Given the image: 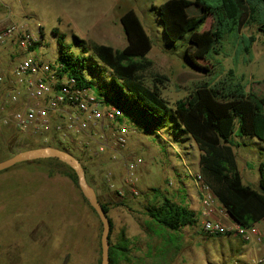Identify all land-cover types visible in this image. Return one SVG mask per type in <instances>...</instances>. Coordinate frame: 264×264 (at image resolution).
<instances>
[{
	"label": "rangeland",
	"instance_id": "obj_1",
	"mask_svg": "<svg viewBox=\"0 0 264 264\" xmlns=\"http://www.w3.org/2000/svg\"><path fill=\"white\" fill-rule=\"evenodd\" d=\"M164 1L10 0V3L28 12L33 30H37V24L41 26L43 40L34 51L49 62L57 60L60 46L85 57L92 55L93 44L123 48L127 40L117 14L134 10L152 40L147 54L152 62L143 74L145 83L152 85L156 74L165 76L167 80L157 85L171 107L202 83L216 87L240 83L245 93L256 98L264 96V34L258 30L256 20L250 16L239 29H225L215 50L198 61L209 69L202 71L184 59L188 34L175 42L165 36L158 16V6ZM188 12L199 13L195 7ZM215 22L214 16H208L198 31L211 28ZM74 34L84 40L89 52H82L81 46L73 43ZM110 72H105L107 80ZM99 80L95 78L96 84ZM135 131L128 145L132 144L134 155L144 161L136 180L138 195L123 185L125 158L111 159L108 153L96 154L91 149L83 150L84 153L77 148L67 151L85 168L87 182L107 192L98 198L109 205L108 216L114 223L111 242L119 245V230L124 223L121 213L141 228L129 230L131 246L124 256L116 258L115 264H228L245 252L239 238L212 236L201 229L199 196L204 182L197 178L200 152L191 138L169 136L167 129L160 130L162 136L144 133L137 127ZM233 143L242 182L259 190L258 163L264 161V141L238 136L235 131ZM9 146L16 153L40 146L57 147L13 132L5 134L0 144V160L11 156ZM108 170L114 174L110 183L104 178ZM72 174L68 165L52 159L22 161L0 171V264H100L102 224ZM121 190H125L123 196H119ZM163 196L191 205L197 213V223L179 231L164 228L157 234L146 228L148 208L159 204ZM120 246L118 252L122 253L124 245Z\"/></svg>",
	"mask_w": 264,
	"mask_h": 264
},
{
	"label": "trees",
	"instance_id": "obj_2",
	"mask_svg": "<svg viewBox=\"0 0 264 264\" xmlns=\"http://www.w3.org/2000/svg\"><path fill=\"white\" fill-rule=\"evenodd\" d=\"M192 7L199 13H189L188 9ZM158 16L168 40L175 42L189 35L184 59L202 71L209 69L198 61L205 60L206 54L215 50L225 29H239L251 16L264 34V0H166L158 6ZM208 16H214L215 25L199 32L198 28ZM120 22L127 40L123 48L93 44L92 55L85 57L60 46L57 61L62 63L63 70L119 106L130 117L131 125L142 132L158 135L157 130L167 129L169 136L191 138L200 152L201 180L212 189L216 200L236 222L242 225L259 222L264 218V161L258 163L259 190L243 183L233 149V136L236 131L238 136L264 141V96L256 98L245 93L240 83H230L227 87L202 83L171 107L157 85L167 80L165 76L156 74L152 85L145 83L143 74L152 62L147 58L152 40L142 21L130 9L120 16ZM73 41L81 46L82 52H89L83 39L74 34ZM107 70L111 71L108 80ZM95 78L100 79L97 84ZM7 151L9 155L16 153L10 146ZM50 159L60 161L55 158L34 161ZM72 172V179L77 184L76 173ZM96 199L108 216L109 205ZM147 215L161 227L174 231L197 223V213L193 209L165 196L159 204L148 208ZM108 218L111 225L109 264H115L116 258L124 256V252L119 253L120 245L110 240L113 222Z\"/></svg>",
	"mask_w": 264,
	"mask_h": 264
},
{
	"label": "built area",
	"instance_id": "obj_3",
	"mask_svg": "<svg viewBox=\"0 0 264 264\" xmlns=\"http://www.w3.org/2000/svg\"><path fill=\"white\" fill-rule=\"evenodd\" d=\"M29 22L22 6L16 9L10 0H0V144L5 134L16 132L65 151L91 149L96 154L108 153L111 159L122 157L130 131L134 132L128 124L130 117L67 74L59 61L38 56L34 50L43 40L42 29L37 24L33 30ZM140 163L138 157L124 160L123 185L137 195ZM113 175L108 170L104 178L110 183ZM199 200L203 232L237 237L247 247L244 256L228 264H264V232L259 223L236 222L205 183Z\"/></svg>",
	"mask_w": 264,
	"mask_h": 264
},
{
	"label": "water",
	"instance_id": "obj_4",
	"mask_svg": "<svg viewBox=\"0 0 264 264\" xmlns=\"http://www.w3.org/2000/svg\"><path fill=\"white\" fill-rule=\"evenodd\" d=\"M47 159V158H55L66 165H68L76 174L77 183L80 188L81 194L87 199L88 203L94 210L97 212L96 214L99 217V220L102 224V232L100 234V243H101V261L100 264H109V251H110V244L108 241L109 232L111 231V225L109 218L96 199L95 190L94 188L87 182L85 178V171L81 166V163L72 156L71 153L52 146H40L37 148L29 149V150H22L8 158H4L0 160V171L3 169H8L13 165L22 162V161H30L35 159Z\"/></svg>",
	"mask_w": 264,
	"mask_h": 264
},
{
	"label": "crops",
	"instance_id": "obj_5",
	"mask_svg": "<svg viewBox=\"0 0 264 264\" xmlns=\"http://www.w3.org/2000/svg\"><path fill=\"white\" fill-rule=\"evenodd\" d=\"M123 13H119V14H117L118 15V18L120 19V16L122 15ZM130 119H128V121H129ZM128 124H129V126H130V129L132 130V128H134L133 130H134V132H136L135 130H136V127H134V126H132L131 125V121L130 122H128ZM157 132V134H158V136H162L161 135V132L160 131H156ZM131 133H132V131H130V135H131ZM129 138H130V136H129ZM129 138H128V140H127V145H126V147H125V149L123 150V156H122V158H125V159H130V158H134V157H137V154H135L134 155V151H133V147H132V144L131 145H128V142H129ZM149 146V145H148ZM196 146V145H195ZM197 148V147H196ZM113 163H115L114 161H113ZM142 167H144V161L141 159V163H140V165H139V173L141 174L142 173ZM94 190H95V196L98 198V195L100 196V195H103V196H105V195H107V192L105 191V192H103V190H102V188L101 187H99V185H97V186H94ZM177 203H182L181 201L180 202H177ZM182 204H184V203H182ZM185 205V204H184ZM189 208H191V209H193V211H194V208L191 206V205H187ZM200 209H201V206H200ZM200 209H199V211H200ZM122 214V218L124 219V223L122 224V226H121V229L119 230V242H118V244L119 245H121V244H123L124 245V248H122V249H125L126 251H128L129 250V247L131 246V237H130V231L129 230H132V229H134L135 228V226L137 227V230H140L141 228H140V226L139 225H136V223H134L133 222V220H131L130 219V217L128 216V215H126V214H123V213H121ZM109 217L111 218V216L109 215ZM145 219H146V223H147V226H146V228H148V229H150V230H152L153 232H155L156 234L158 233V232H162V231H164L165 229H167V228H165L164 229V227H161L160 225H158L157 223H155V221L154 220H152L147 214L145 215ZM113 222V221H112ZM263 222H264V218L263 219H261L259 222H257V223H259V226H260V229L264 232V227H263ZM113 227H114V223H113ZM161 228H163V230H160ZM143 230H145V226H143ZM171 230V229H170ZM145 232V231H144ZM145 234V233H144ZM118 235V234H117ZM143 236V235H142ZM142 236H141V238H140V241L141 240H143L142 239ZM168 237V236H167ZM145 240V239H144ZM168 241H170V240H168ZM144 244H145V241H144ZM121 247V246H120ZM126 251H123V252H126ZM244 251H247V247L246 246H244ZM246 253V252H245ZM244 254V252L243 253H240V254H238V257H242V256H244L243 255Z\"/></svg>",
	"mask_w": 264,
	"mask_h": 264
}]
</instances>
